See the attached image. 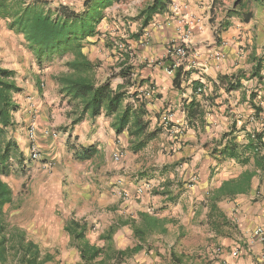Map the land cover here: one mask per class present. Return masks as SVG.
Listing matches in <instances>:
<instances>
[{
  "label": "crops",
  "instance_id": "crops-1",
  "mask_svg": "<svg viewBox=\"0 0 264 264\" xmlns=\"http://www.w3.org/2000/svg\"><path fill=\"white\" fill-rule=\"evenodd\" d=\"M48 1H52L54 6L67 5L79 10L85 0ZM213 1L172 0L173 4L179 5V11L175 12L171 6L169 13L157 16L139 39L130 37L140 32L141 22L135 18L144 7L139 4L135 13H129L122 8L121 3L115 4L108 9L106 19L99 27L101 36L91 40L92 44L97 43L98 47L107 49V44L114 42L112 37L122 36L121 39H126V43L131 45L129 48L126 45L127 50L129 49L127 51L122 49L125 45L116 44L113 48H119L122 53L110 60L120 65L126 60V65L133 67L132 82H135V87L128 90L132 93L138 91L146 101L151 128L162 129L159 140L150 144L157 141L158 144L165 139L156 152V165L147 174L141 175V179L145 181L150 179L149 189L139 193L135 190L134 183L131 184L133 188L128 187L129 192L124 190L131 199L118 205L112 216L113 221L107 223L106 228L103 227L94 242L90 241L92 231L88 235L91 244L102 248L106 246V242L99 239L100 235L117 221L125 223L117 229L110 244L117 251H134L119 264L264 263V244L259 241L252 243L249 239L254 229L264 228L262 175L254 177L249 194L220 203V207L226 212H235L227 213L236 226V229L230 231V237L219 236L210 228L207 223L209 209L206 206V197L210 191L219 188L224 181L238 177L246 169L234 160L223 161L214 156L216 143H220L222 137L230 132H234L239 142L245 143L248 133L259 131L257 123L251 124L250 120L254 118L259 121L257 112L258 109L262 110L264 102V6L253 8L254 17L249 23L232 19L231 26L226 31H220L224 12L221 15L217 10L211 12ZM116 21L120 22L116 27L118 35L114 31ZM4 27L6 26H2L3 29ZM5 34L7 39L12 40L17 36L8 30ZM185 34H190L192 44L189 57L181 67L184 72H190L191 76L183 82L181 89H176L173 86L174 75L167 72L170 65L165 61V54L170 43ZM88 47L84 50L85 54L89 51ZM217 55L222 57L217 58ZM95 58L97 60V56ZM89 59L94 61L91 56ZM260 64L261 68L257 70ZM224 76H235L240 81V87L228 90L227 84L220 81ZM195 82L202 85L197 89H201V92H195ZM120 83L122 82H118ZM53 88L59 92L57 85ZM194 99L204 111V122L190 125L187 113L189 107H186ZM169 113L174 114L173 125L180 128L181 133L172 134L163 127V119ZM104 117L95 121L97 130L92 145L102 144V132L107 128L110 131L109 140L115 142L118 139L117 143L120 144L121 138L115 134L113 119L107 118L109 121H104ZM89 121L93 120L87 118L82 124L88 126ZM99 151H102L101 147ZM116 151L120 152V148ZM229 169H233L235 173L231 175ZM193 179L196 181L193 182ZM136 180L135 178L134 181ZM140 213H148L163 224L160 230L147 236L145 241H140L135 236L132 221L136 220V224L141 225ZM70 219L92 226L88 217ZM191 224H196L199 228L197 239L200 242L193 247L187 245L194 231ZM61 227L67 234L65 224L59 223L57 229ZM20 228L28 237L26 227ZM67 237L71 249L69 254L61 255L75 257L72 264H78L79 252L71 244L68 234ZM39 246L42 255L50 253L40 244ZM236 249L241 250L238 255L233 253Z\"/></svg>",
  "mask_w": 264,
  "mask_h": 264
},
{
  "label": "trees",
  "instance_id": "trees-1",
  "mask_svg": "<svg viewBox=\"0 0 264 264\" xmlns=\"http://www.w3.org/2000/svg\"><path fill=\"white\" fill-rule=\"evenodd\" d=\"M124 1L85 0L78 10L67 5L54 6L48 0H0V23L4 22L8 31L23 38L27 51L39 66L44 61L68 58L65 62L67 70L54 76V80L59 93L71 106L69 117L72 127L87 118L93 121L101 116L112 118L116 136L127 132L131 151L139 154L159 138L162 129L151 128L146 101L138 91L132 93L128 90L135 87V82H132L133 67L126 65L125 60L119 74L122 83L114 87L110 79L104 82L97 80L96 69L100 62L90 60L84 52L92 39L101 36L99 27L106 19L108 9ZM172 4V0H152L145 5L135 18L141 22L140 32L130 38L139 39L143 36L144 30L157 16L169 13ZM253 5L264 6V0H233L232 5L223 8L224 18L220 31H226L232 19L249 23L254 17ZM219 6L225 7L223 1L214 0L211 12L219 10ZM165 61L171 65L173 59L167 57ZM260 68L261 64L257 70ZM17 76V70L4 67L0 61V264H47L53 261L51 254L42 255L39 244L29 239L19 226H10L6 221L5 209L14 204L15 198L12 187L5 179L24 177L28 174L26 165L32 161L25 151L27 143L19 132L20 124L16 118L21 109L18 97L25 91ZM190 76L191 73L184 72L181 66L177 68L173 79L174 88L181 89L183 82ZM34 81L42 95L44 84L38 77ZM220 81L227 84L228 90L240 87V81L235 76H224ZM201 86L195 82V92ZM186 109L190 125L204 122V111L196 99ZM258 111L262 113V110ZM98 153V144H93L81 147L76 157L86 162ZM213 155L223 161L234 160L246 168L238 177L224 181L206 197L208 225L217 235L230 237V231L236 229V226L224 208L220 207V203L249 194L254 177H264V129L248 133L245 143L239 142L234 132L225 134L221 142L216 143ZM139 218L141 225H137L136 220L132 221L135 236L140 241H145L147 236L163 227L148 213H140ZM123 224L117 221L100 235L99 239L106 242V246L101 248L88 240L89 233L93 231L92 226L75 219L68 220L64 230L79 252L78 264H119L128 258L134 250L117 251L110 244L113 235Z\"/></svg>",
  "mask_w": 264,
  "mask_h": 264
},
{
  "label": "rangeland",
  "instance_id": "rangeland-1",
  "mask_svg": "<svg viewBox=\"0 0 264 264\" xmlns=\"http://www.w3.org/2000/svg\"><path fill=\"white\" fill-rule=\"evenodd\" d=\"M222 1L226 7L233 2V0ZM138 2V0H126L121 4L129 13L132 11L135 13L139 4L145 7L151 0ZM255 6L253 5V8ZM218 9L221 15L223 6H219ZM120 22H123V19H120ZM120 22L116 21L114 25L116 35L119 33L116 27ZM1 24L5 26L4 22L0 23V61L4 67L17 70V78L25 89L23 95L18 97L21 109L16 118L20 124L19 132L27 143L25 151L28 157L32 158V161L26 165L28 174L21 178L12 176L5 179L12 187L15 198L14 204L5 209L6 221L10 226L26 227L28 237L43 246L45 251H50L48 253L53 257V261L47 264H72L75 257L61 255L69 254L71 245L62 227L57 229L59 223L64 225L71 217L90 218L93 227L90 241L94 242L103 227H107V223L113 221L112 216L115 215L113 213L117 211L118 205L131 199L124 190L128 191V187L133 188L131 187L133 183L137 192L143 187L145 191L149 189L150 179L145 181L141 179V175L147 174L156 165V152L165 139L158 144V141L150 144L139 154H134L130 149L127 132L120 136L119 144L118 139H115V142L109 140L110 131L107 128L102 132L104 139L102 144L100 142L98 145L102 151L90 161L78 160L76 153L80 148L92 145L97 123L89 121L87 126L82 122L72 127L69 117L71 106L53 88L57 85L54 76L67 70L65 62L68 58L44 61L43 65L39 66L35 58L29 55L25 42L18 36L13 37V40L7 39L5 34L7 28L3 29ZM112 38L114 42L110 41L111 44H107L106 47L109 50L98 47L97 43H91L88 45L89 51L86 55L93 57V60L97 56L100 62L96 69L97 80L104 82L110 79L116 87L118 82H122L119 76L122 68L116 61L110 59L114 60L122 52L119 48L113 47L121 44L129 48L131 45L126 43V39H121L122 36ZM127 46L125 48L123 46L122 49L127 50ZM129 52L133 53L131 50ZM165 57H168L167 54ZM155 64L157 65L158 62ZM37 77L44 84L42 95L35 87L34 79L36 80ZM261 108L262 113L259 114L258 111L259 118L256 117L259 121L254 118L250 120V123H257L259 131L264 129V102ZM104 121L109 119L104 117ZM33 128L35 132L31 137ZM53 134H56V137ZM117 148H120L119 153L122 154L120 162L113 159ZM34 154L37 155L36 158ZM229 170L231 175L235 173L233 169ZM195 181L193 179V182ZM192 226L194 231L187 241L190 247L200 242L197 239L199 228L196 224Z\"/></svg>",
  "mask_w": 264,
  "mask_h": 264
},
{
  "label": "built area",
  "instance_id": "built-area-1",
  "mask_svg": "<svg viewBox=\"0 0 264 264\" xmlns=\"http://www.w3.org/2000/svg\"><path fill=\"white\" fill-rule=\"evenodd\" d=\"M173 10L175 12L179 11L180 7L177 4H172ZM191 37L190 34L183 35L179 40H175L170 43L168 49H167V56L173 59V62L170 65V68L167 69V72L169 75H174L175 70L183 65V63L187 60L190 54L191 49ZM221 55H217V58H221ZM201 92V89L198 90ZM174 123V114L169 113L167 116L163 119V127L167 129L168 131H171L170 133H181L180 128H177V126L173 125ZM34 128L31 131V137L34 135ZM56 137V134H53ZM37 155L34 154V158H36ZM113 159L116 162H120L122 159V154L117 152L113 155ZM148 187V186H147ZM145 191V187L140 188L138 190L139 193H143ZM251 242L259 241L260 243L264 244V228L258 227L252 231V233L249 236ZM241 250L236 249L234 250V254L238 255ZM264 264V263H263Z\"/></svg>",
  "mask_w": 264,
  "mask_h": 264
}]
</instances>
